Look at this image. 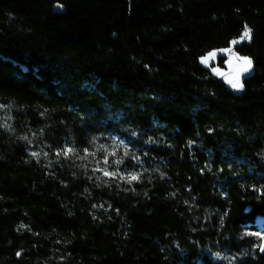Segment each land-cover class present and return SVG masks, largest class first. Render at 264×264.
<instances>
[{"label": "trees", "instance_id": "16d2710c", "mask_svg": "<svg viewBox=\"0 0 264 264\" xmlns=\"http://www.w3.org/2000/svg\"><path fill=\"white\" fill-rule=\"evenodd\" d=\"M0 102V264H264V0H0Z\"/></svg>", "mask_w": 264, "mask_h": 264}, {"label": "snow or ice", "instance_id": "6c2138e0", "mask_svg": "<svg viewBox=\"0 0 264 264\" xmlns=\"http://www.w3.org/2000/svg\"><path fill=\"white\" fill-rule=\"evenodd\" d=\"M59 7H62V5H58ZM245 39L250 40L251 39V29L247 28L245 26V31L243 32L242 36L238 40H233L232 44L235 45L236 43H239L240 41H243ZM226 54L230 55V59L228 60L229 67L233 69L231 74L224 73L220 71L217 68H213V71L220 76H224L227 80V82L232 86V88L241 90L243 88V83L241 82V74L243 72H247L252 67V61L247 57H240L236 53L233 52L232 48L228 49H222L220 50ZM217 56L216 51L209 52L206 56L201 58V63L205 65H209L210 61L214 60ZM233 61H238V63L234 66ZM68 151H71L69 149ZM105 175H114V173H107L105 172ZM138 179L137 176L133 175L130 177V180H136ZM256 235H259V233H256ZM262 251H264V248H261Z\"/></svg>", "mask_w": 264, "mask_h": 264}, {"label": "rangeland", "instance_id": "374dc122", "mask_svg": "<svg viewBox=\"0 0 264 264\" xmlns=\"http://www.w3.org/2000/svg\"><path fill=\"white\" fill-rule=\"evenodd\" d=\"M227 49H228V48H227ZM220 50H222V49H220ZM220 50H215V51L217 52V56H216V58H215L214 60L210 61V64H209V65H205V64H204V65H205V66H209V67H211L212 70H213V68H217V69H219L220 71H222L221 68H220V66H218L219 60H220L222 57H224V58H225L224 61H226V63H227L228 60L230 59V55H229V54H226V53H224V52H222V51H220ZM232 50H233V52L235 53V51H234L233 48H232ZM216 65H217V66H216ZM228 65H229V64H228ZM222 72H224V71H222ZM215 74H216V73H215ZM225 81L227 82L226 78H225ZM227 83H228V82H227ZM228 85H230V84L228 83ZM230 86H231V85H230ZM7 107H8V105H6L5 103H1V102H0V112L3 111V110H6ZM3 124H4V122H2L1 119H0V126L2 127ZM257 233H258V232H257ZM246 237L251 238L253 243H256V242H257V247H258L259 249L262 247V242H263V240H264V234L256 235V232H253V233H247Z\"/></svg>", "mask_w": 264, "mask_h": 264}, {"label": "water", "instance_id": "95a60500", "mask_svg": "<svg viewBox=\"0 0 264 264\" xmlns=\"http://www.w3.org/2000/svg\"><path fill=\"white\" fill-rule=\"evenodd\" d=\"M237 63H238V61H233V65H234V66H235ZM232 71H233V69L230 68L229 65H228V69H227L226 71H224V73L231 74ZM253 72H254V65H253V63H252V67H251L247 72H243V73L241 74V77H240L241 82H242L243 80L249 78L250 76H252V75H253ZM218 77H219L220 80H225V77H224V76H220V75H218ZM261 248H264V240H263V244H262V247H261ZM261 253H264V251L261 250Z\"/></svg>", "mask_w": 264, "mask_h": 264}]
</instances>
